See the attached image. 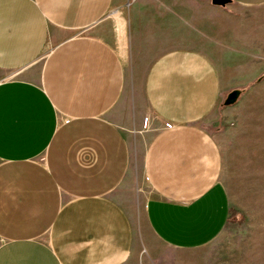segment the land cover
I'll use <instances>...</instances> for the list:
<instances>
[{
  "label": "crops",
  "instance_id": "crops-1",
  "mask_svg": "<svg viewBox=\"0 0 264 264\" xmlns=\"http://www.w3.org/2000/svg\"><path fill=\"white\" fill-rule=\"evenodd\" d=\"M229 1L0 0V264H209L224 101L264 88V0Z\"/></svg>",
  "mask_w": 264,
  "mask_h": 264
},
{
  "label": "rangeland",
  "instance_id": "rangeland-1",
  "mask_svg": "<svg viewBox=\"0 0 264 264\" xmlns=\"http://www.w3.org/2000/svg\"><path fill=\"white\" fill-rule=\"evenodd\" d=\"M201 10L209 18L217 17L210 9ZM238 91H241L239 98L228 113L230 122L222 149L221 180L229 195L230 216L223 232L205 249L209 264H264V88L250 92L245 87ZM141 113L144 116L141 135L147 138L161 123L143 103ZM147 192L138 164L135 195L128 197L131 203L128 213L137 230L144 228Z\"/></svg>",
  "mask_w": 264,
  "mask_h": 264
},
{
  "label": "water",
  "instance_id": "water-1",
  "mask_svg": "<svg viewBox=\"0 0 264 264\" xmlns=\"http://www.w3.org/2000/svg\"><path fill=\"white\" fill-rule=\"evenodd\" d=\"M210 1L214 6H220V7H223L230 2L229 0H210ZM239 95H240V92L238 90L231 91L227 95V97L224 101V106L233 105L237 101V99L239 98Z\"/></svg>",
  "mask_w": 264,
  "mask_h": 264
},
{
  "label": "trees",
  "instance_id": "trees-1",
  "mask_svg": "<svg viewBox=\"0 0 264 264\" xmlns=\"http://www.w3.org/2000/svg\"><path fill=\"white\" fill-rule=\"evenodd\" d=\"M241 93V91H239Z\"/></svg>",
  "mask_w": 264,
  "mask_h": 264
}]
</instances>
